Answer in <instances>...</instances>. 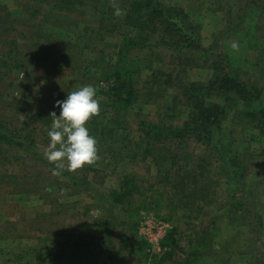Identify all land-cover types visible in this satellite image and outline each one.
<instances>
[{
  "label": "rangeland",
  "instance_id": "1",
  "mask_svg": "<svg viewBox=\"0 0 264 264\" xmlns=\"http://www.w3.org/2000/svg\"><path fill=\"white\" fill-rule=\"evenodd\" d=\"M119 1L126 5L128 0ZM251 1L161 0L166 7L179 6L190 13L199 23L205 51L210 53V48L216 50L209 58L207 53L195 49L179 54L159 47L152 57L154 63L147 57L154 74L164 76L157 82L158 85L155 84V88L157 85L165 90L157 99L169 108L170 117L166 113V116L162 115L163 120L181 125L189 118L193 103L186 100L181 89L184 86L207 85L215 74L211 59L214 65H227L225 57H235L239 61L241 76H250L264 85V36L259 34L257 26L259 21L264 22V0H255L256 4H251ZM110 2L111 8H116L113 0H101V5H109ZM92 7L88 6L87 12ZM119 9L120 14H115L116 17L124 16L123 8ZM20 12L14 0H0V17H14ZM53 14L48 13L49 22L43 27V32L52 34L54 38H66L65 30L52 27L57 24L56 14ZM73 17L68 16L65 22L72 25ZM85 22L82 28L87 25L95 27L87 18ZM238 24L239 27L232 31ZM121 33H116L115 41L121 38ZM96 43L98 49L104 48L105 59L114 54L113 48L108 46L110 43L103 46ZM234 44L236 47H233ZM83 46L81 44L80 48ZM143 53L144 56H139L144 58L146 52ZM86 56L95 58L99 55L93 52ZM75 57L78 55L73 53V62L78 60ZM36 75L32 80L21 82V85L17 76L11 75V80H17L14 87L7 90L6 82L0 88L3 118L6 119L5 115L10 119L26 116V111L7 108L15 99L17 101V97L29 95L28 100H35L31 107H41L35 99V88L43 86L45 93L49 94L53 84L60 82L57 74H43L42 77L38 72ZM65 80H69V74L65 75ZM22 90L23 94L20 93ZM228 96L226 98L216 92L207 102H217L227 108L221 131L217 133L216 141H222L221 145L218 144L219 148L227 150L226 154L230 150L227 155L248 163L249 170L244 178L247 188L237 190V194H243L245 202L244 212L240 211V214L243 212V220L229 224L226 200L234 189H228V178L221 172L222 163L216 150L198 144L194 138L185 140L183 145H179L177 140L161 141L159 146L163 152L159 163L162 167L168 164L164 172L155 164L154 155H147L146 160L127 163L125 171L135 172L143 194L137 195L132 205L123 210L114 209L112 214L106 210L110 207L108 204L101 211L104 204L102 198L109 190L119 186L122 171L111 174L110 169H78V176L93 181L92 191H78L66 176L53 175V170L46 166L31 169V164H24L25 154L17 153L10 155L9 163L0 169V179L4 183L0 186V264H119L102 247L100 239L104 236L113 240L124 264H156L166 252L163 243L169 234H174L177 243L180 240L181 245L186 246L190 236L205 232L212 233L213 248L210 257L200 264H264V140L259 141V127L251 123L248 116L240 114L245 109L243 101L234 95ZM140 111L155 120L161 109L150 104ZM137 112L138 109L129 114L133 130L137 128ZM36 139L38 147L45 151L40 138L37 136ZM19 155L23 158L21 161L18 160ZM1 158L4 159V156L1 155ZM95 167L100 169L101 166ZM63 169H67L66 163ZM192 169L205 170V173L200 179H194ZM186 179L198 183L192 186L193 190L183 194L180 185ZM195 194H199L198 199L193 197ZM108 215L112 217L108 218ZM103 222L106 223L105 228L100 229L99 224ZM218 228L221 232L216 231ZM233 228L237 230L230 233ZM91 231L96 235L93 239ZM230 239L236 244L228 248L227 241ZM77 241L85 244L83 248L75 245ZM142 245H145V250ZM184 255L185 251L177 249L172 256L173 259L176 257L175 263L171 259L160 264H177Z\"/></svg>",
  "mask_w": 264,
  "mask_h": 264
},
{
  "label": "trees",
  "instance_id": "2",
  "mask_svg": "<svg viewBox=\"0 0 264 264\" xmlns=\"http://www.w3.org/2000/svg\"><path fill=\"white\" fill-rule=\"evenodd\" d=\"M14 1L20 7L21 12L16 13L14 17H0V88L6 82L8 83L7 90L14 87L17 80H11V75L17 76L19 85H21V82L35 78L38 72H41L42 77L43 74H51V76L57 74L60 82L56 81L53 84L49 94L45 93L43 86L35 88L37 90L35 99L41 107L33 109L31 105L35 100H28L29 95L23 98L17 97V101L15 99L8 105L7 108H13L19 112L26 111V116L23 118L16 116L10 119L6 115V119L3 118L2 100L0 99V169L9 163L10 155L18 153L25 154L24 164H31V169L46 166L53 170L56 165L45 158V151L38 147L36 138L38 136L43 146L47 147L50 140L48 130L53 119L51 113L56 112L59 115L61 111L56 101L65 100L69 92L82 86L92 85L100 101V112L92 116L86 126L90 134L98 141V154L95 162L85 165L83 169L85 171H108L110 169L111 174L122 171L119 186L104 194L101 211L105 210L106 204L110 206L109 209L106 208L110 214L114 209L123 210L132 205L137 195L143 194L140 191L141 187L137 184L135 172L125 171L124 167L127 163L139 159L146 160L147 155H154L155 164L159 170L164 172L168 164L162 167L159 163L162 158L160 154L163 152L159 146L161 141L177 140L179 145H183L185 140L194 138L198 144L216 150L219 161L222 163L221 172L228 178V189L230 187L234 189L228 194L226 200L229 224L236 220H243L245 202L242 200L243 194H237V190L243 191L247 188L244 178L249 170L248 163L239 160L238 157L227 155L230 150L226 154L227 150L219 148L218 144L221 145L222 141H216L217 133L221 131V122L227 115V108L217 102L208 103L207 99L217 92L226 98L229 97L228 95H234L238 100H242L245 109L240 111V114L248 116L251 123L259 127L261 137L259 141H263L264 85L250 76L246 78L241 76L239 61L235 57L231 58L227 55L225 57L227 65L221 63V65H214L211 59L215 71L213 79L207 85L184 86L181 89L186 100L193 103L189 118L181 125L163 120L162 115L166 116V113L170 117L167 105L157 100L165 91L157 86V82H160L164 76L154 74L150 63L147 62V57L151 58L154 63L155 60L152 57L159 47H166L179 54L194 51L193 49L207 53L202 44L199 23L190 13L179 6L166 7L161 0H128L126 5L121 1L113 0L116 8H111V2L109 5L108 3L101 5V0L96 2H92L93 0ZM251 2V4H256L255 0ZM90 5L93 7L87 12ZM117 8H123L125 15L116 17ZM48 13L56 14L57 24L52 27L65 30L66 38H54L52 34L43 32V27L49 22ZM73 15L72 25H68L65 21L69 19L68 16ZM86 18L95 27L89 28L87 25L82 28ZM257 26L259 34L264 36V33H261L264 31V22L259 21ZM238 27L239 24L234 26L232 31ZM121 31L123 32L119 35L121 38L115 41L116 33ZM95 40L102 46L110 43L108 46L113 48L114 54H110L108 59H105L104 48L98 49ZM81 44L84 45L82 49ZM209 51L210 53L208 52L206 56L211 58L216 50L210 48ZM93 52H97L99 56L95 58L86 56ZM143 52H146L144 58L139 56H144ZM73 53L78 55L75 57L78 59L75 62L72 60ZM66 74H69L68 81L65 80ZM155 84H157L156 88ZM260 84L263 86L261 87ZM26 89H29V86H26ZM149 89L150 91L147 92ZM20 93L23 94L24 90ZM150 104L161 109L158 112L159 117L155 120L143 115L140 111ZM136 109L139 110L135 115L137 128L133 130L129 114ZM163 109L165 111H162ZM34 123L36 124L33 125ZM143 153L145 155L141 156L140 154ZM22 159L19 155L18 160ZM97 165L101 166L100 169L95 167ZM190 171L194 179H200L205 173V170L198 171V169ZM60 175L66 176L76 190L92 191L93 181L78 176L76 171L63 169ZM197 183L198 181L195 180L194 182L190 179L184 180L180 185L181 193L193 190L192 186ZM1 185H4L2 179H0ZM198 196L199 194L193 195L197 199ZM241 210L243 212L240 214ZM110 216L112 217V215L107 217L110 218ZM105 224V222L100 223L99 228H105ZM233 230L237 228H233L230 233ZM216 231L221 232V229L218 228ZM91 233L92 239L96 237L93 231ZM100 240L110 258L119 264H124L120 250L116 249L113 240L106 236L101 237ZM93 242L96 243V240ZM163 244L167 248L166 252L156 264L173 259L172 256L177 249L185 251V257L177 264H200L205 258L210 257L213 235L208 232L203 235L202 233L192 235L186 247L181 245L180 240L177 243L174 234H169ZM227 244L229 248L236 243L230 239ZM75 245L80 249L85 244L77 241ZM142 249L145 250V245H142ZM218 249L219 254L220 248ZM154 257L158 258L157 255ZM175 258L172 260L173 263L176 261Z\"/></svg>",
  "mask_w": 264,
  "mask_h": 264
},
{
  "label": "clouds",
  "instance_id": "3",
  "mask_svg": "<svg viewBox=\"0 0 264 264\" xmlns=\"http://www.w3.org/2000/svg\"><path fill=\"white\" fill-rule=\"evenodd\" d=\"M116 9V15L120 14ZM233 47H236L234 44ZM60 114L51 113L50 138L45 158L56 166L53 175H59L66 163L67 170L76 171L97 159L98 141L91 135L86 123L100 112V101L92 85H85L68 93L65 100H57Z\"/></svg>",
  "mask_w": 264,
  "mask_h": 264
}]
</instances>
